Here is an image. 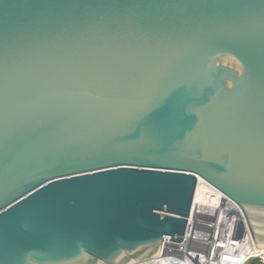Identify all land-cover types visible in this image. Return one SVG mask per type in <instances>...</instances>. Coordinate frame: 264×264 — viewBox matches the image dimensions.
<instances>
[{"label":"water","instance_id":"obj_1","mask_svg":"<svg viewBox=\"0 0 264 264\" xmlns=\"http://www.w3.org/2000/svg\"><path fill=\"white\" fill-rule=\"evenodd\" d=\"M197 177L264 256V0H0V264L151 259Z\"/></svg>","mask_w":264,"mask_h":264},{"label":"built area","instance_id":"obj_2","mask_svg":"<svg viewBox=\"0 0 264 264\" xmlns=\"http://www.w3.org/2000/svg\"><path fill=\"white\" fill-rule=\"evenodd\" d=\"M239 207L196 178V188L180 243L163 240L155 257L134 264H247L260 257Z\"/></svg>","mask_w":264,"mask_h":264},{"label":"bare ground","instance_id":"obj_3","mask_svg":"<svg viewBox=\"0 0 264 264\" xmlns=\"http://www.w3.org/2000/svg\"><path fill=\"white\" fill-rule=\"evenodd\" d=\"M198 179H199V182L202 181V179H200V178H198ZM253 250H254V253H255L257 256L262 257V261H263V260H264V256H263V254H259L258 250H257L255 247L253 248Z\"/></svg>","mask_w":264,"mask_h":264},{"label":"rangeland","instance_id":"obj_4","mask_svg":"<svg viewBox=\"0 0 264 264\" xmlns=\"http://www.w3.org/2000/svg\"><path fill=\"white\" fill-rule=\"evenodd\" d=\"M252 260L256 261L259 264H263L262 257H257V258H254ZM252 260H250L247 264H250L252 262Z\"/></svg>","mask_w":264,"mask_h":264},{"label":"trees","instance_id":"obj_5","mask_svg":"<svg viewBox=\"0 0 264 264\" xmlns=\"http://www.w3.org/2000/svg\"><path fill=\"white\" fill-rule=\"evenodd\" d=\"M250 264H259L256 261L252 260V262Z\"/></svg>","mask_w":264,"mask_h":264}]
</instances>
